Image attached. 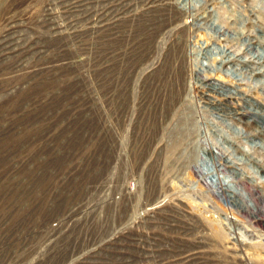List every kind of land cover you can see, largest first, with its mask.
Returning <instances> with one entry per match:
<instances>
[{
	"label": "rangeland",
	"instance_id": "obj_1",
	"mask_svg": "<svg viewBox=\"0 0 264 264\" xmlns=\"http://www.w3.org/2000/svg\"><path fill=\"white\" fill-rule=\"evenodd\" d=\"M0 264H264V0H0Z\"/></svg>",
	"mask_w": 264,
	"mask_h": 264
},
{
	"label": "trees",
	"instance_id": "obj_2",
	"mask_svg": "<svg viewBox=\"0 0 264 264\" xmlns=\"http://www.w3.org/2000/svg\"><path fill=\"white\" fill-rule=\"evenodd\" d=\"M70 136H74L73 134ZM69 141H73L75 140V138H67ZM72 143V142H71ZM50 152L51 155L47 158V160H44L41 164L42 168L44 169L43 173L39 172L36 173L35 178L34 179H38L41 177H45L51 174V169L54 168V166H58L61 165L63 160L65 159V153H66V149L60 151V150H56L55 147H50ZM35 174V173H34Z\"/></svg>",
	"mask_w": 264,
	"mask_h": 264
},
{
	"label": "bare ground",
	"instance_id": "obj_3",
	"mask_svg": "<svg viewBox=\"0 0 264 264\" xmlns=\"http://www.w3.org/2000/svg\"><path fill=\"white\" fill-rule=\"evenodd\" d=\"M151 3V2H150ZM180 24V23H179ZM13 40V39H12ZM10 43V42H9ZM15 45V44H14ZM13 45V46H14ZM7 49V48H6ZM207 80V79H206ZM215 87V86H214ZM228 96V95H227ZM225 99H228V97L227 98H225ZM241 110V109H240ZM259 112V111H258ZM203 173V172H202ZM215 182V181H214ZM215 186V185H214ZM263 215V214H262Z\"/></svg>",
	"mask_w": 264,
	"mask_h": 264
}]
</instances>
